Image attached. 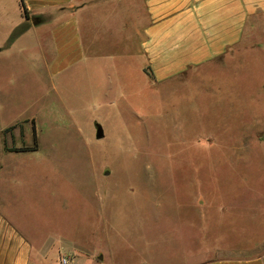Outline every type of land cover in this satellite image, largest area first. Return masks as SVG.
<instances>
[{
	"label": "rangeland",
	"instance_id": "obj_1",
	"mask_svg": "<svg viewBox=\"0 0 264 264\" xmlns=\"http://www.w3.org/2000/svg\"><path fill=\"white\" fill-rule=\"evenodd\" d=\"M122 21L113 32L85 17L84 57L51 67L0 20V171L10 172L0 181L12 189L0 202L37 264H205L263 251L232 249L264 231V32L157 83L131 57ZM34 125L38 149L18 151L34 144Z\"/></svg>",
	"mask_w": 264,
	"mask_h": 264
},
{
	"label": "crops",
	"instance_id": "obj_2",
	"mask_svg": "<svg viewBox=\"0 0 264 264\" xmlns=\"http://www.w3.org/2000/svg\"><path fill=\"white\" fill-rule=\"evenodd\" d=\"M85 17L103 18L113 32V25L124 20L121 30L131 57L141 60L151 80L163 83L239 52L264 32V0H0V20L8 22L9 34L18 28L16 40L29 35L27 47L37 50L51 67H68L84 57ZM48 47L57 51L51 61L46 57ZM6 48L0 47V52ZM5 173L10 172L0 171V179L10 177ZM3 182L0 192L6 187ZM6 209L0 202V264H37L31 239ZM263 243L264 231L259 241L232 251ZM205 264H264V250L251 256L214 255Z\"/></svg>",
	"mask_w": 264,
	"mask_h": 264
},
{
	"label": "trees",
	"instance_id": "obj_3",
	"mask_svg": "<svg viewBox=\"0 0 264 264\" xmlns=\"http://www.w3.org/2000/svg\"><path fill=\"white\" fill-rule=\"evenodd\" d=\"M33 133H34V144L31 146H25V147H21L19 149H17L18 151H35L38 149V144H37V130H36V126H33Z\"/></svg>",
	"mask_w": 264,
	"mask_h": 264
},
{
	"label": "water",
	"instance_id": "obj_4",
	"mask_svg": "<svg viewBox=\"0 0 264 264\" xmlns=\"http://www.w3.org/2000/svg\"><path fill=\"white\" fill-rule=\"evenodd\" d=\"M105 135L104 129L101 125H98L97 128V138H103Z\"/></svg>",
	"mask_w": 264,
	"mask_h": 264
},
{
	"label": "built area",
	"instance_id": "obj_5",
	"mask_svg": "<svg viewBox=\"0 0 264 264\" xmlns=\"http://www.w3.org/2000/svg\"><path fill=\"white\" fill-rule=\"evenodd\" d=\"M69 258H67V257H64L63 259H62V263L63 264H69Z\"/></svg>",
	"mask_w": 264,
	"mask_h": 264
}]
</instances>
